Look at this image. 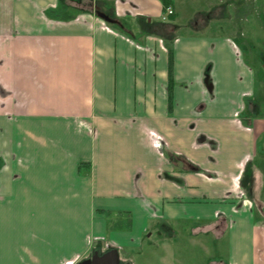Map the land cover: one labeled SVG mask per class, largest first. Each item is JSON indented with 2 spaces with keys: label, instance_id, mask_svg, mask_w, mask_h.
Listing matches in <instances>:
<instances>
[{
  "label": "crops",
  "instance_id": "0c3cea01",
  "mask_svg": "<svg viewBox=\"0 0 264 264\" xmlns=\"http://www.w3.org/2000/svg\"><path fill=\"white\" fill-rule=\"evenodd\" d=\"M93 1L0 0V264H264V0Z\"/></svg>",
  "mask_w": 264,
  "mask_h": 264
},
{
  "label": "trees",
  "instance_id": "16d2710c",
  "mask_svg": "<svg viewBox=\"0 0 264 264\" xmlns=\"http://www.w3.org/2000/svg\"><path fill=\"white\" fill-rule=\"evenodd\" d=\"M164 4H165V10L166 7L171 5L169 0H164ZM97 6V8H99V2L97 1V3L95 4ZM94 8V1L93 0H60V8L59 11L57 10H51L50 11V15L52 14L54 17H60L63 19H70L71 18V14L69 13H64V9L67 10H73V13L79 12V11H83V10H93ZM60 13V14H59ZM110 14V13H109ZM112 15V14H110ZM113 16V15H112ZM172 16V15H170ZM212 17L211 14L206 15V19H210ZM152 31L155 33H159V34H166V35H170L171 32L170 31V27H169V23L165 22V21H161V22H155L151 25ZM171 39H173L171 37ZM169 39V40H171ZM169 99H170V105L172 104V97H173V84H174V74H173V63H174V50L172 46H169Z\"/></svg>",
  "mask_w": 264,
  "mask_h": 264
},
{
  "label": "water",
  "instance_id": "95a60500",
  "mask_svg": "<svg viewBox=\"0 0 264 264\" xmlns=\"http://www.w3.org/2000/svg\"><path fill=\"white\" fill-rule=\"evenodd\" d=\"M96 14L107 22L113 24H121L120 20L113 18L105 11L97 9ZM78 264H122V263L120 260V255L118 250L116 248H113L103 255H98L97 253V257H94L93 259H86L80 261ZM124 264H131V263H124Z\"/></svg>",
  "mask_w": 264,
  "mask_h": 264
},
{
  "label": "rangeland",
  "instance_id": "374dc122",
  "mask_svg": "<svg viewBox=\"0 0 264 264\" xmlns=\"http://www.w3.org/2000/svg\"><path fill=\"white\" fill-rule=\"evenodd\" d=\"M263 11H264V9H263ZM262 18H263V21H264V12H263V15H262ZM218 23V22H217ZM219 23H221L222 25H224V23H226V21H222V22H219ZM263 23V22H262ZM245 33L247 34V32L245 31ZM254 33H255V35H254ZM253 34L251 33V35H253V36H257V37H261L262 35H261V33H263V31H261V30H255V32H254ZM259 35V36H258ZM256 39V38H255ZM249 48V47H248ZM247 48V49H248ZM250 50V49H249ZM248 56V55H247ZM263 118H264V109H263ZM198 254H199V252L197 253V255L196 256H198ZM195 256V257H196ZM203 255H200L199 254V256H198V258H201ZM136 258H137V263L136 264H141V262L139 261L140 260V257H139V255H136Z\"/></svg>",
  "mask_w": 264,
  "mask_h": 264
},
{
  "label": "flooded vegetation",
  "instance_id": "af4514ba",
  "mask_svg": "<svg viewBox=\"0 0 264 264\" xmlns=\"http://www.w3.org/2000/svg\"><path fill=\"white\" fill-rule=\"evenodd\" d=\"M111 249H107L105 251L99 249V248H94L84 259H82L81 261L83 260H86V259H93L94 257H97V253L98 255H103L105 253H107L108 251H110ZM122 264L126 263V262H121Z\"/></svg>",
  "mask_w": 264,
  "mask_h": 264
},
{
  "label": "built area",
  "instance_id": "2783aa9c",
  "mask_svg": "<svg viewBox=\"0 0 264 264\" xmlns=\"http://www.w3.org/2000/svg\"><path fill=\"white\" fill-rule=\"evenodd\" d=\"M174 8L172 5H169L166 7L165 15L163 16L164 20L167 19L170 15L174 14Z\"/></svg>",
  "mask_w": 264,
  "mask_h": 264
}]
</instances>
